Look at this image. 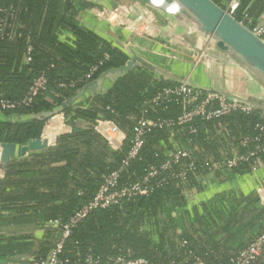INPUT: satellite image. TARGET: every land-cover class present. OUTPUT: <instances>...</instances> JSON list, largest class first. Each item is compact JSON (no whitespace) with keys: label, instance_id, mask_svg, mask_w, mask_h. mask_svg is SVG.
Returning <instances> with one entry per match:
<instances>
[{"label":"trees","instance_id":"1","mask_svg":"<svg viewBox=\"0 0 264 264\" xmlns=\"http://www.w3.org/2000/svg\"><path fill=\"white\" fill-rule=\"evenodd\" d=\"M211 1L223 7L230 0ZM85 6L80 0H0V29L4 22L0 37V99L19 101L36 77L45 75L48 79V90L38 95L30 106L0 111V144L25 145L30 140L41 139L56 116L69 121L85 120L91 125L98 120L109 121L127 137L120 150L112 151L92 127L72 126L70 132L58 137L53 147L11 160L0 179V205L2 210L17 216L31 211L43 213L46 220L67 221L93 197L103 177L119 168L143 105L161 89L177 85L168 81L152 83L147 71L137 69L118 78L104 97L94 96L88 109H66L44 119V114L52 113L75 92L60 89V83L79 79L101 60L104 63L94 79L128 60L125 53L103 36L80 25L77 15ZM263 8L264 0H241L234 17L240 21L244 12L254 17ZM27 56L30 60L25 63ZM179 112V104L173 101L148 109L147 115L174 118ZM22 117L26 119L8 122ZM258 124L264 125V117L258 112L233 113L209 123L198 122L200 129L194 138L193 152L198 172L202 174L208 169L200 151H209L218 158L219 147L229 149L231 143L238 149L241 137L259 134ZM219 125L224 128L221 136L216 134ZM168 132L154 130L146 136L139 158L122 172L121 184L137 181L150 166L165 160L160 142L166 143ZM177 135L182 146H187L184 137ZM198 185L190 174L186 188L168 182L154 186L147 196L94 211L72 231L65 256L73 260L78 252L81 257L91 253L105 259L121 254L144 257L155 264L172 261L180 264L175 254L168 255L165 250L163 225L166 224L161 215L167 203L180 204L182 191ZM40 186L46 192L40 191ZM154 234L158 235L157 243Z\"/></svg>","mask_w":264,"mask_h":264},{"label":"crops","instance_id":"2","mask_svg":"<svg viewBox=\"0 0 264 264\" xmlns=\"http://www.w3.org/2000/svg\"><path fill=\"white\" fill-rule=\"evenodd\" d=\"M80 1L87 5L77 15L82 27L103 36L128 59L136 56L141 61V65L131 71L101 76L97 97H104L118 78L143 69L150 74L152 83L186 82L196 90L221 91L244 101H253L257 97L264 99L262 84L246 62L232 51L218 49L177 1L162 0L163 8L148 5L149 11L144 7L147 4L141 0H127L126 3L123 0ZM172 3L178 5V11H168L167 7ZM112 8H117L122 14L123 22L112 23L98 15V12ZM263 12L264 8L254 17H248L244 12L243 19L246 18L250 27ZM127 20H130V24ZM154 20L156 24L150 28ZM191 51H195V54L204 52V62L195 61L196 57ZM94 98L88 90L75 91L52 113H62L66 109H88ZM65 102H69L68 105L61 108ZM258 113L264 117L263 112ZM68 120L63 116L52 119L46 132L49 147L55 145L60 135L71 131ZM76 120L74 127H92L101 135L97 129L103 120L92 125L85 120ZM222 129L219 125L217 136H221ZM99 130L114 145H118L120 134L110 124L101 125ZM168 133L166 143L160 142L165 157L173 146L183 145L180 136ZM230 145L231 148L227 150L219 147L217 155L236 148ZM199 155L208 163L205 166L208 169L201 174L198 187L182 191L180 204L167 203L161 215L166 224L163 225L165 250L168 255L175 254L180 264H229L264 230V206L260 204L258 196V191L264 187V157L257 162L255 169L238 166L232 170L214 172L209 170L211 158H216L213 153L200 151ZM39 188L46 192L42 186ZM49 221L43 218L41 212L28 211L17 216L2 210L0 205V264H29L33 257L47 259L54 244V231L57 230ZM159 232L162 233V225ZM153 239L157 243L158 235L154 234ZM253 264H264V248Z\"/></svg>","mask_w":264,"mask_h":264},{"label":"built area","instance_id":"3","mask_svg":"<svg viewBox=\"0 0 264 264\" xmlns=\"http://www.w3.org/2000/svg\"><path fill=\"white\" fill-rule=\"evenodd\" d=\"M241 0H230L222 7L227 13L235 16ZM0 12H2L0 10ZM100 17L115 15L114 11L107 10L98 12ZM238 21L243 27L248 29L255 37L264 42V12L255 20V24L249 27L248 21L243 19ZM235 18V17H234ZM105 19V18H104ZM2 21L1 29L3 30ZM0 29V37L2 31ZM193 52V51H191ZM195 52V51H194ZM193 52V53H194ZM29 53V49H28ZM204 52L194 53L195 61L203 63ZM130 59V58H129ZM29 56L26 61H29ZM103 60L91 66L88 72L77 80L60 83L58 86L63 90L79 91L88 83L97 78H93L98 72ZM48 90V79L45 75L36 77L24 97L19 101H9L0 99V111H13L21 107L30 106L35 98ZM89 91V90H88ZM59 95V94H58ZM179 104L180 112L174 118H152L147 115L148 109H153L160 104L170 102ZM255 112L249 104L242 103L237 99L229 97L221 91H200L190 87L186 82L173 87H165L146 102L141 111V116L135 120L129 140L130 146L125 157L122 159L119 168L103 177V181L93 197L80 208L75 210L65 222L60 220H50L49 224L57 227L53 247L49 251L47 259L33 257L29 264H155L144 257H130L121 254L108 256L102 259L91 253L80 256L74 253L71 260L65 256L66 244L72 231L82 223L91 213L97 210H104L112 206L120 205L123 201L134 200L140 196H147L154 188L168 182H175L186 188L188 176L190 174L196 182L200 181L201 174L199 166L194 157V138L200 129V123H209L222 119L233 113L245 115ZM76 119L69 121V130L75 125ZM103 124H110L112 128L120 134L118 145H114L110 138L100 132L99 128ZM97 131L106 139L111 150H120L126 140V134L109 121L100 123ZM256 128L259 134L256 136H244L239 140V148L224 151L218 158H211L209 170L221 171L232 170L238 166L246 165L250 169H255L257 162L264 157V125L258 124ZM154 130H167L171 134L177 133L184 137L186 145H175L168 152L165 160L159 165L150 166L140 179L131 183H120L122 172L127 169L130 163L139 158L145 144L146 136ZM48 133L41 139L47 140ZM49 147V144H48ZM114 148V149H113ZM241 148L244 151H241ZM1 150V147H0ZM227 150V149H226ZM4 176V168L0 159V179ZM187 191V190H186ZM259 201L264 206V187L258 191ZM264 248V230L243 250L230 260L229 264H253ZM169 264H176L174 261ZM185 264H197L194 262Z\"/></svg>","mask_w":264,"mask_h":264},{"label":"water","instance_id":"4","mask_svg":"<svg viewBox=\"0 0 264 264\" xmlns=\"http://www.w3.org/2000/svg\"><path fill=\"white\" fill-rule=\"evenodd\" d=\"M151 1V2H150ZM148 0L147 3H152ZM190 11L189 13L198 28L209 40L220 50H228L241 57L254 75L262 84L264 91V42L255 37L248 29L243 27L232 15L227 13L222 7L216 5L211 0H179ZM149 4V5H150ZM163 5V3H162ZM166 6V4H164ZM167 7V6H166ZM169 8V7H167ZM182 9V8H181ZM141 65V61L136 56L131 57L126 63L116 69H111L99 75L93 82L88 83L79 91L89 90L93 96L98 95L99 80L104 74H122L131 71L135 66ZM147 68H151L145 65ZM225 93V92H224ZM229 97L237 99L242 103L252 106L255 112L264 113V99L255 98L253 101H244L236 95L227 94ZM69 103V102H68ZM68 103H62L61 108H65ZM53 113L44 114L42 117L48 119ZM1 118V117H0ZM26 118H11L8 122L13 123L18 120L24 121ZM1 147V164L6 168L9 162L15 158H22L29 153L42 151L48 147L44 139L30 140L25 145H15L11 143H2Z\"/></svg>","mask_w":264,"mask_h":264},{"label":"rangeland","instance_id":"5","mask_svg":"<svg viewBox=\"0 0 264 264\" xmlns=\"http://www.w3.org/2000/svg\"><path fill=\"white\" fill-rule=\"evenodd\" d=\"M123 1H125V3L127 2V0H123ZM142 2H143V4H147V5H145L144 7L146 8V9H148V11H149V8H148V5L150 4V3H146V2H148V0H141ZM151 2V1H150ZM122 4V3H121ZM105 6V5H104ZM150 6L151 7H158V8H163V6L161 5V3H159V4H157L156 2H155V0H153L152 1V3L150 4ZM111 10H113L114 11V13H115V15H112V16H102V18H105V19H108V20H110L112 23H120V21L121 22H123L122 20H123V17H122V14L121 13H119L118 12V10H117V8L115 9V8H112V9H109V11H111ZM151 12V11H150ZM151 15V14H150ZM152 16H154L153 14H152ZM155 19V18H154ZM131 20V19H130ZM130 20L128 21L129 22V24H130ZM133 21V20H132ZM134 21H135V19H134ZM154 24H156L155 23V20L154 21H152L151 23H150V28H151V25H154ZM120 26H121V24H120ZM124 26H127L126 24L124 25ZM147 29H149L148 27H146ZM30 154V153H29ZM29 154L27 155V156H29ZM27 156H25V157H22V158H15V159H23V158H26ZM14 160V159H13Z\"/></svg>","mask_w":264,"mask_h":264},{"label":"clouds","instance_id":"6","mask_svg":"<svg viewBox=\"0 0 264 264\" xmlns=\"http://www.w3.org/2000/svg\"><path fill=\"white\" fill-rule=\"evenodd\" d=\"M155 2H156L157 4H159V3L162 2V0H155ZM168 11H169V12H175V11H178V5H176L175 3H172V4L169 6Z\"/></svg>","mask_w":264,"mask_h":264},{"label":"bare ground","instance_id":"7","mask_svg":"<svg viewBox=\"0 0 264 264\" xmlns=\"http://www.w3.org/2000/svg\"><path fill=\"white\" fill-rule=\"evenodd\" d=\"M177 1L184 9L190 11L182 2H180L179 0H175ZM0 159H1V150H0Z\"/></svg>","mask_w":264,"mask_h":264}]
</instances>
